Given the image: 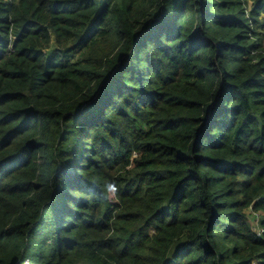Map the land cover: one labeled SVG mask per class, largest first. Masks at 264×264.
Masks as SVG:
<instances>
[{
	"label": "trees",
	"instance_id": "trees-1",
	"mask_svg": "<svg viewBox=\"0 0 264 264\" xmlns=\"http://www.w3.org/2000/svg\"><path fill=\"white\" fill-rule=\"evenodd\" d=\"M0 264H264V0H0Z\"/></svg>",
	"mask_w": 264,
	"mask_h": 264
},
{
	"label": "rangeland",
	"instance_id": "rangeland-1",
	"mask_svg": "<svg viewBox=\"0 0 264 264\" xmlns=\"http://www.w3.org/2000/svg\"><path fill=\"white\" fill-rule=\"evenodd\" d=\"M247 213L249 215V218L252 222V224L255 226V229L257 231H260L259 228H258V220L260 218V212H257V213H251L250 210H247Z\"/></svg>",
	"mask_w": 264,
	"mask_h": 264
}]
</instances>
